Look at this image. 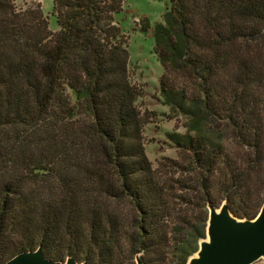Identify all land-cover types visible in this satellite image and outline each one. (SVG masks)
Wrapping results in <instances>:
<instances>
[{"label":"trees","instance_id":"1","mask_svg":"<svg viewBox=\"0 0 264 264\" xmlns=\"http://www.w3.org/2000/svg\"><path fill=\"white\" fill-rule=\"evenodd\" d=\"M123 0H0V264L40 249L87 264H186L207 206L264 200V0H169L152 36L160 93L186 118L153 169L115 23ZM148 23L142 22L146 31ZM222 205V204H221Z\"/></svg>","mask_w":264,"mask_h":264},{"label":"rangeland","instance_id":"2","mask_svg":"<svg viewBox=\"0 0 264 264\" xmlns=\"http://www.w3.org/2000/svg\"><path fill=\"white\" fill-rule=\"evenodd\" d=\"M169 0H123L122 10L114 16L115 23L127 40L129 53L128 75L130 83L140 97L136 104L147 122L143 127L145 154L153 169L164 160H177L178 151L169 139L170 134L186 133V118L173 111L161 96L159 79L163 73L153 53L152 30L163 23V15ZM18 11L39 5L48 19L49 29H58L53 12L52 0H13ZM146 21L149 28L141 29ZM223 204V203H221ZM220 204V206H221ZM125 264H135V259ZM254 264H264L259 260Z\"/></svg>","mask_w":264,"mask_h":264},{"label":"water","instance_id":"3","mask_svg":"<svg viewBox=\"0 0 264 264\" xmlns=\"http://www.w3.org/2000/svg\"><path fill=\"white\" fill-rule=\"evenodd\" d=\"M205 238L198 243L196 253L186 264H254L264 260V200L252 220L234 218L223 203L219 208L207 206ZM135 264H143L139 255ZM3 264H87L68 257L54 262L44 257L40 249L15 255Z\"/></svg>","mask_w":264,"mask_h":264}]
</instances>
